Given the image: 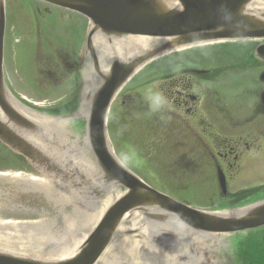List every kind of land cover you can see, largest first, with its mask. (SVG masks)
Listing matches in <instances>:
<instances>
[{
    "label": "water",
    "instance_id": "95a60500",
    "mask_svg": "<svg viewBox=\"0 0 264 264\" xmlns=\"http://www.w3.org/2000/svg\"><path fill=\"white\" fill-rule=\"evenodd\" d=\"M36 1L89 23L79 63L82 95L78 107L51 119L20 109L5 76L0 0V143L36 172L0 178L53 199L73 182L84 188L75 184L81 202L92 184L103 191L90 213L69 221L72 227L0 219V264H217L218 236L264 227V200L225 213L192 208L146 183L117 158L108 138L113 102L151 62L204 45L264 40V0ZM138 37L154 42L141 44ZM254 56L264 63V43ZM217 180L225 196L219 167ZM17 192L11 206L34 201L33 194Z\"/></svg>",
    "mask_w": 264,
    "mask_h": 264
},
{
    "label": "rangeland",
    "instance_id": "374dc122",
    "mask_svg": "<svg viewBox=\"0 0 264 264\" xmlns=\"http://www.w3.org/2000/svg\"><path fill=\"white\" fill-rule=\"evenodd\" d=\"M4 1L9 90L47 117L71 112L82 95L79 63L87 20L35 0ZM255 48L252 42L201 46L144 67L110 110L108 138L117 158L154 189L195 209L225 213L263 201L264 70L252 55ZM190 70L208 72L186 74ZM174 79L192 83L195 105L179 108L170 100ZM234 144L238 147L227 160L219 157ZM0 160L13 161L19 170L30 168L1 144ZM216 161L227 179L226 196L216 183ZM261 231L218 236L212 261L264 264Z\"/></svg>",
    "mask_w": 264,
    "mask_h": 264
},
{
    "label": "flooded vegetation",
    "instance_id": "af4514ba",
    "mask_svg": "<svg viewBox=\"0 0 264 264\" xmlns=\"http://www.w3.org/2000/svg\"><path fill=\"white\" fill-rule=\"evenodd\" d=\"M259 64H260V67H262L264 70V63L259 61ZM190 71H188L186 74L199 76V75H206V72H208V71H203L197 74V73H189ZM261 80L262 82H264V71L261 74ZM169 83L174 89L173 92L171 91L169 92L170 100L176 103V105L179 108L185 107L189 104L195 105L197 103V100H198L197 97L190 93V90L193 87L192 83H186L184 79H174L172 81H169ZM263 94H264V91L262 92V95ZM260 109L262 110V113H264V108L262 106L261 101H260ZM226 147L227 146H225L224 148L226 149ZM237 147H238V144H234L232 145V147H230L229 153H225V154L219 153L218 155L223 160H227L228 154L230 155L233 154L236 151ZM206 152L210 154V158H213L214 160L216 159L215 156L214 157L212 156L210 150ZM234 158L235 160H238L239 156L235 155ZM12 162L13 161L4 162L0 160V175L3 173H15L19 170V168H17L15 165H12ZM218 166L219 165L217 161H216V164L214 162V167L216 170ZM25 169L30 170V168H25ZM32 173L36 174V172L33 169H32ZM215 179L218 185V180H217L216 175H215ZM75 184H77L76 186L77 187L79 186L81 190L84 189L83 186L81 187L78 183L73 182L71 185V189H66V188L59 189L61 191L60 195L58 196L59 199H56V198L53 199L50 195L42 191L37 192L40 195L36 196L35 190L33 189L19 188V187H16L14 184L13 185L11 183L8 184L1 180L0 182V218L9 219V220H17V221L42 220V221L47 222L48 225L51 224L53 227H55L54 223L56 222H57L56 227H64L66 224H67V228H68V225L72 227L69 221L76 220L77 217L81 216L83 211L90 213L93 210L95 203L97 202V198L101 195L103 191L97 185L92 184L91 187H89V189L86 188L88 190V194H86L87 200L81 202L80 196L81 197L83 196H82L81 191L75 187ZM218 189H219V185H218ZM17 191H21L22 193H26V194H33L34 196L31 198L34 201L27 207H23V208L11 206L10 204L13 201L14 194L18 193ZM76 227L74 229L75 233L76 231H78ZM68 236L71 237L70 232Z\"/></svg>",
    "mask_w": 264,
    "mask_h": 264
},
{
    "label": "bare ground",
    "instance_id": "6f19581e",
    "mask_svg": "<svg viewBox=\"0 0 264 264\" xmlns=\"http://www.w3.org/2000/svg\"><path fill=\"white\" fill-rule=\"evenodd\" d=\"M138 38H139V43H141V44H147V43L154 42L153 40H149L147 38H140V37H138ZM19 107H20L21 110L32 111V117L51 119L50 117H47V116H45V115H43L41 113H38L34 109H31L29 107H26L25 105L22 106V105L19 104ZM217 243H219V240H217Z\"/></svg>",
    "mask_w": 264,
    "mask_h": 264
}]
</instances>
